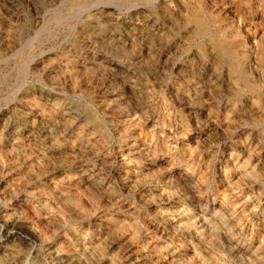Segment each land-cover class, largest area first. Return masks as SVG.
I'll use <instances>...</instances> for the list:
<instances>
[{
	"label": "rangeland",
	"instance_id": "1",
	"mask_svg": "<svg viewBox=\"0 0 264 264\" xmlns=\"http://www.w3.org/2000/svg\"><path fill=\"white\" fill-rule=\"evenodd\" d=\"M94 1L0 0V106L17 80L16 66L7 58L11 52L26 56L31 49L35 63L23 92L49 85L47 75H55L52 86L75 110L94 116L103 128L122 126L110 135L103 153L111 170L97 173L93 185L79 182L76 161L66 155L61 139L54 152L44 154L0 133V264H130L133 252L146 251L156 239L142 222L132 224L120 206L130 205L148 217L154 209L168 215L171 209L159 197L147 196L148 204L140 199L155 180L167 181L172 191L183 188L179 176L188 173L202 186V206L213 210L225 202L244 232L259 236L257 226L264 218V0H159L145 9L142 0H122L69 18L73 5ZM223 50H232L237 64ZM80 61L86 68L79 67ZM135 132L144 142L168 149L171 166L144 172L126 189L113 172L117 147ZM31 151L45 173L26 158ZM67 177L77 185L68 188ZM22 199L30 201L26 211L14 204ZM13 212L30 240L5 238L3 215ZM157 225L164 233L187 238L191 233ZM234 233L213 235L204 247L197 242L176 247L189 264H227L221 254L235 245ZM165 250L159 244L150 250L157 261L133 264H172Z\"/></svg>",
	"mask_w": 264,
	"mask_h": 264
},
{
	"label": "bare ground",
	"instance_id": "2",
	"mask_svg": "<svg viewBox=\"0 0 264 264\" xmlns=\"http://www.w3.org/2000/svg\"><path fill=\"white\" fill-rule=\"evenodd\" d=\"M158 1L142 0L140 8L145 9L148 6H153ZM117 2L123 3L122 0H96L91 3L83 2L73 5L68 13L69 18L70 16L82 17L92 10L99 9V5L100 7H114ZM136 9L135 6L129 8L132 11ZM55 21L53 20V22ZM57 21L60 23V20ZM17 49L19 50L20 48ZM223 51L228 53L227 58L230 62L237 64L238 59L234 58L232 50ZM30 52L31 49L26 56H21L22 54L19 55L16 52L13 54L11 52L9 57L7 55V62H13L16 66L17 80L10 88L5 101L2 100L4 102L3 106H0V133L1 135H6L7 139L16 138L22 144L26 143V145L34 146L37 152L44 154L54 152V144L61 139L64 142L66 155L76 161L77 166L73 172L78 175L79 182L84 181L87 184L93 185L95 184L97 173L102 170H111L103 153L109 144L110 135L116 134L115 130L122 126L109 124L103 128L101 125H98L94 116L75 110L66 101L64 93L52 86L56 84L57 78L55 75L54 77L50 76V74L47 75V79L50 82L49 85H38L23 92L22 87H25L28 69L34 62V59L31 60L30 58ZM112 63L113 67L120 66L117 62ZM78 65L79 67L86 68L82 61L78 62ZM15 66H13L14 69ZM12 105H16V107ZM167 151L168 149L166 148H162V150L158 149L151 142H144L140 134L135 132L131 140L124 141L117 147L118 168L113 173L121 182L123 188L130 189L140 182L141 179H138V176L141 174L145 175L144 172L151 171L159 166H163L164 169L171 166L170 158L166 155ZM36 155L31 151L26 158L29 159L30 163L33 164L34 162L35 164L36 161H33V157ZM90 159L95 160L91 161ZM35 167L42 173H45L43 165L37 162ZM180 177L184 179L183 188L175 187V190L172 191V188L166 185L167 181L155 180L148 186L146 195L140 199L142 204H148L150 202L146 199L147 196L159 197L166 205H169L171 210L168 215L164 214L160 209H154L152 217H148L142 215L130 205L120 206V208H123L124 215L129 221H132V224L142 222L146 227V231L156 239V241L149 242L145 246L146 251L131 253L134 257L130 264L148 259H156L155 261H157L159 257L154 256V253L150 250L159 246V244L166 249L164 254L168 263L189 264V257L178 250L177 245L181 246L197 242L201 247H204L210 243L213 235H222L229 238L231 231L235 232L234 234L237 235L238 239L234 246H230L231 251L229 254H221L222 262L227 264H232L234 263L233 261H236L237 264H264V218H261L259 226H257L259 236L256 237L248 234L235 222V213L232 209L227 208L225 202H220L219 206L213 210L202 206L200 202V190L202 186L199 181L193 180L189 173ZM66 179L68 181L67 184H69L68 188L77 185L74 181L72 183L69 177ZM96 184L97 186H103V183ZM103 190L106 195L110 196L108 187H104ZM25 197H28V195H25ZM21 201L23 202L19 201L14 204H16L17 209L26 211L30 205V201L28 199H22ZM16 208L9 207L14 212L17 210ZM163 210H167V208H163ZM14 212L9 217L3 215L5 238L7 241H12L16 237L25 239L26 241L30 240L22 233V228L18 224V219H16L17 217L14 215ZM156 222L168 223L169 230H178V227H181L189 230L191 233L190 235L188 234L189 238L175 232L164 233L159 231L158 225L157 227L155 226ZM116 224L122 226L124 223L119 221Z\"/></svg>",
	"mask_w": 264,
	"mask_h": 264
}]
</instances>
